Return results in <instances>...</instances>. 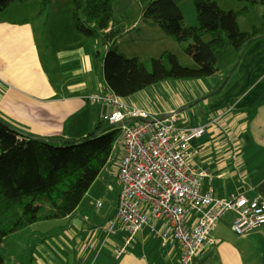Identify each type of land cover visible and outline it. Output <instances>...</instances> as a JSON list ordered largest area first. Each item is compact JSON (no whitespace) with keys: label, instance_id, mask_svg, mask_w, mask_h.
I'll return each instance as SVG.
<instances>
[{"label":"crops","instance_id":"obj_1","mask_svg":"<svg viewBox=\"0 0 264 264\" xmlns=\"http://www.w3.org/2000/svg\"><path fill=\"white\" fill-rule=\"evenodd\" d=\"M55 3L49 18L40 16V2L38 6H30V1L14 3L0 12L15 9L12 15L0 17L9 21L17 15L15 22L0 24L5 29L0 33V116L30 135L81 140L111 111L92 98L111 92L104 74L99 75L102 63L95 61L92 40L72 34V15L60 18ZM69 10L72 13V5ZM140 27L136 21L133 28L123 26V30ZM64 30L71 42L54 53L52 47L62 42ZM229 49L233 48L222 56L226 67H218L210 78L165 80L123 99L163 118L179 112L183 128L205 125L206 134L190 143L193 163L210 174L205 187L219 198L245 192L264 204V37L246 48L217 92L238 60V52ZM121 148L73 216L38 222L10 236L2 248L5 264H180V246L171 237L166 241L152 232V226L159 234L169 231L165 218L151 217L150 225L117 257L130 235L121 223L113 229L109 226L118 206ZM235 217L229 213L218 221L211 248L191 264H264V227L239 236L232 229Z\"/></svg>","mask_w":264,"mask_h":264},{"label":"trees","instance_id":"obj_2","mask_svg":"<svg viewBox=\"0 0 264 264\" xmlns=\"http://www.w3.org/2000/svg\"><path fill=\"white\" fill-rule=\"evenodd\" d=\"M28 1L0 0V12ZM113 1L73 0L72 20L76 33L100 40L102 49L94 50L95 61L103 65L108 90L121 98L165 80L210 78L219 71L220 53L233 48L240 55L248 43L264 37V15L262 24L250 31H242L239 25V18L251 7L264 5V0H238L246 4L238 12L224 10L215 0H195L198 26L186 24L175 0H148L141 19L157 23L198 68L181 64L170 51L147 60L127 57L117 45L125 30L112 27L116 20ZM52 3L42 0L40 16L51 10ZM110 126L103 119L90 136L60 143L54 139L64 137L30 135L0 116V264H5L2 248L10 236L38 222L62 220L76 213L119 144L121 132L106 130Z\"/></svg>","mask_w":264,"mask_h":264},{"label":"built area","instance_id":"obj_3","mask_svg":"<svg viewBox=\"0 0 264 264\" xmlns=\"http://www.w3.org/2000/svg\"><path fill=\"white\" fill-rule=\"evenodd\" d=\"M92 100L110 108L107 119L121 132L118 206L109 226L121 223L130 235L117 257L150 225L151 217L167 220L169 231L159 234L152 226V232L180 246V264H191L211 248L216 224L229 213L236 215L232 229L239 236L264 227V204L258 199L245 192L219 198L205 187L210 174L195 166L190 152V143L206 134L205 125L183 128L180 113L163 118L111 93Z\"/></svg>","mask_w":264,"mask_h":264},{"label":"rangeland","instance_id":"obj_4","mask_svg":"<svg viewBox=\"0 0 264 264\" xmlns=\"http://www.w3.org/2000/svg\"><path fill=\"white\" fill-rule=\"evenodd\" d=\"M147 1L148 0H114L113 1V7L116 11V20L114 21V23L116 24L117 28H120V27L123 28V26H126L128 28H133L136 21H138V23L141 26L140 29H136V30L125 29V31H123V36L117 44L119 52L123 53L127 57H133V55L135 56L138 55L137 57L145 58L149 56L157 57L168 49L178 56L181 64L188 66V67H192V68H198V65L193 60V58L185 52L184 48L178 42L171 41L170 39L168 40L165 39L167 38L166 37L167 35L165 31L157 23L153 21L145 22L141 19L142 7ZM175 1L181 7L184 13L186 24L191 25V26H195V25L198 26L199 20L197 17L195 0H175ZM215 1H217L219 5L226 11L238 12L246 5L244 2H241L238 0H215ZM39 2L42 4V0L41 1L40 0H30V6H34V5L38 6ZM55 2H56L55 5L58 6L59 9H61V10L55 9L57 11L56 14L59 13L60 18L62 17V19H64L66 18V16L67 18H69L72 15L69 9H70V5H72L73 3V0H55ZM11 10L12 11L10 12L0 14V17L10 16L7 14L12 15L15 12L13 10L15 9H11ZM49 12L46 14V16H48ZM263 15H264V5L259 4L254 7H251V10L247 15H244L239 18V25H240L241 30L250 31L253 26L261 25L263 21ZM16 17L17 15L15 14L14 16H12V18H9V19L10 21L15 22ZM38 18L41 19V17H38ZM10 21L1 18L0 24L9 25ZM114 23H112L113 28H115ZM3 29L4 27H0V33H2ZM64 32L66 33L63 34V37L62 38L60 37V39H62V42L60 43L58 41V44L56 45V47H52V51L54 53H59L60 49H62L66 43L71 42V37L67 33L68 31L64 30ZM74 32L75 30L73 27V29H71V33L75 34ZM207 40H209L208 37H207ZM92 44L96 47V49H102L101 42L99 39H93ZM189 44L191 45L192 41ZM229 50H234V49H229ZM223 52H226V51L224 50ZM223 52L219 55L218 67L220 69L221 68L224 69L227 65V62L225 61L223 62L222 60L223 54L225 55L227 53H223ZM230 72L231 70L229 71V73ZM99 75H103V65L102 64L99 70ZM118 149L119 147L116 146L115 152ZM112 187L113 186H111L110 190L113 189ZM106 191L107 189L104 187L103 192L106 193ZM111 193L114 195V191ZM227 218L228 216L226 217V219Z\"/></svg>","mask_w":264,"mask_h":264},{"label":"water","instance_id":"obj_5","mask_svg":"<svg viewBox=\"0 0 264 264\" xmlns=\"http://www.w3.org/2000/svg\"><path fill=\"white\" fill-rule=\"evenodd\" d=\"M253 41H254V40H253ZM249 44H250V43H248V44L243 48L241 54L239 55V58H238V60H237L236 65L233 67V69L231 70V72L228 74L226 80L224 81V83L222 84V86H220V88L217 90V92H219V91H220V90L226 85V83L228 82L229 78L231 77V75L233 74V72H234V71L236 70V68L238 67L240 61L242 60L243 55H244V52H245V50H246V48H247V46H248ZM177 113H179V112H177ZM114 128H116V126H115V125H111V126H110L109 128H107L106 130H108V129H114ZM102 132H103V131H102ZM99 134H100V133H97L95 136H97V135H99ZM54 141H55V142H60V143H71V142H73L74 140H68V139H54Z\"/></svg>","mask_w":264,"mask_h":264}]
</instances>
